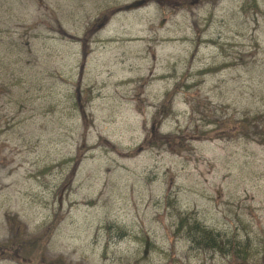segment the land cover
<instances>
[{"label":"rangeland","instance_id":"1","mask_svg":"<svg viewBox=\"0 0 264 264\" xmlns=\"http://www.w3.org/2000/svg\"><path fill=\"white\" fill-rule=\"evenodd\" d=\"M132 2L0 0V264H264V0Z\"/></svg>","mask_w":264,"mask_h":264},{"label":"trees","instance_id":"2","mask_svg":"<svg viewBox=\"0 0 264 264\" xmlns=\"http://www.w3.org/2000/svg\"><path fill=\"white\" fill-rule=\"evenodd\" d=\"M213 130H207L206 133L210 134ZM185 221V220H184ZM186 228V224H184ZM185 234L190 239L191 243L203 244L209 247H216L218 250H223V246L219 242V237H222L218 232L213 231L211 228L206 227L199 222L189 223L188 229ZM227 250V249H226ZM225 251V250H223ZM245 256V255H244Z\"/></svg>","mask_w":264,"mask_h":264}]
</instances>
